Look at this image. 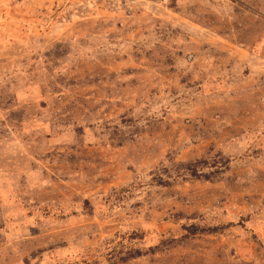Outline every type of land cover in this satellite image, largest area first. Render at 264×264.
<instances>
[{
	"label": "rangeland",
	"instance_id": "1",
	"mask_svg": "<svg viewBox=\"0 0 264 264\" xmlns=\"http://www.w3.org/2000/svg\"><path fill=\"white\" fill-rule=\"evenodd\" d=\"M0 264H264V0H0Z\"/></svg>",
	"mask_w": 264,
	"mask_h": 264
}]
</instances>
